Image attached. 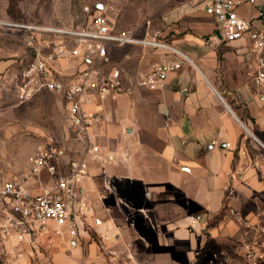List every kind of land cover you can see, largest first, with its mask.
<instances>
[{"label":"crops","instance_id":"obj_1","mask_svg":"<svg viewBox=\"0 0 264 264\" xmlns=\"http://www.w3.org/2000/svg\"><path fill=\"white\" fill-rule=\"evenodd\" d=\"M180 1L150 23L188 59L168 72L164 89L139 87L133 96L90 108L101 158L73 137L67 105L53 92L76 143L68 148L57 137L67 159L88 165L76 198L93 210L76 234L66 226L58 235L52 227L53 246L46 253L28 246L18 264H195L206 234L240 236L242 223L263 218L264 99L252 81L254 56L246 39L215 36L213 16L199 0ZM26 52L25 45L13 52L0 46V92L11 91L1 84ZM163 53L126 45L113 58L139 78ZM165 58L181 60L172 53ZM50 182L46 173L27 179L36 191Z\"/></svg>","mask_w":264,"mask_h":264},{"label":"built area","instance_id":"obj_2","mask_svg":"<svg viewBox=\"0 0 264 264\" xmlns=\"http://www.w3.org/2000/svg\"><path fill=\"white\" fill-rule=\"evenodd\" d=\"M199 1L213 16L215 36L220 41H248L254 56L252 81L262 89L264 99V0ZM84 10L88 19L75 25L0 20V26L20 31L27 48L26 58L18 61L19 69L8 72L1 86L11 89L18 103L43 91L59 94L67 105L73 137L84 141L86 151L99 159L101 150L90 130L94 119L90 108L106 100L133 96L139 87L164 89L168 72L180 68L182 59L188 58L166 42L150 21L140 33L138 28H115L99 9L85 6ZM126 45L165 53L152 63L148 72L136 78L113 58L114 49ZM168 53L180 56L181 60L168 61L165 58ZM29 162V174L0 183V253L9 256L8 264H18L21 253L16 246L20 244L33 250L45 238L46 245L51 247L52 227L58 235L63 234L66 226L76 234L93 210L91 204L76 198L77 183L89 173L87 163L67 159V148L54 134L43 136ZM41 173H46L51 182L33 190L27 179Z\"/></svg>","mask_w":264,"mask_h":264},{"label":"rangeland","instance_id":"obj_3","mask_svg":"<svg viewBox=\"0 0 264 264\" xmlns=\"http://www.w3.org/2000/svg\"><path fill=\"white\" fill-rule=\"evenodd\" d=\"M181 3L180 0H0V20L75 25L88 19L84 8L90 6L99 9L115 28H138L142 32L148 21L154 25L163 19L164 8ZM24 45L19 30L0 26V46L7 52L20 50ZM60 106H63L62 99L49 91L22 103H17L13 92H0L1 182L28 173V157L45 134H54L68 148L76 145L70 135L68 138L71 128L66 110ZM242 226L244 231L240 236L218 240L206 234L195 264H264V216L254 224L242 223ZM20 246V253H24L29 245ZM51 247L43 238L40 246L33 250L46 253ZM8 257L0 253V264H8Z\"/></svg>","mask_w":264,"mask_h":264},{"label":"trees","instance_id":"obj_4","mask_svg":"<svg viewBox=\"0 0 264 264\" xmlns=\"http://www.w3.org/2000/svg\"><path fill=\"white\" fill-rule=\"evenodd\" d=\"M225 209H226V206H224V208L222 209L221 214L218 215V216L216 217V219H214L212 222H210V224L213 223V222H216V221L220 218V216L223 214V212L225 211ZM92 236H93V235H92Z\"/></svg>","mask_w":264,"mask_h":264}]
</instances>
